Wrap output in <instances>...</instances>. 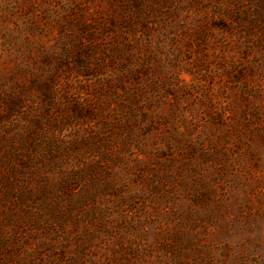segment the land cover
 I'll return each instance as SVG.
<instances>
[{
	"label": "rangeland",
	"instance_id": "1",
	"mask_svg": "<svg viewBox=\"0 0 264 264\" xmlns=\"http://www.w3.org/2000/svg\"><path fill=\"white\" fill-rule=\"evenodd\" d=\"M0 264H264V0H0Z\"/></svg>",
	"mask_w": 264,
	"mask_h": 264
}]
</instances>
